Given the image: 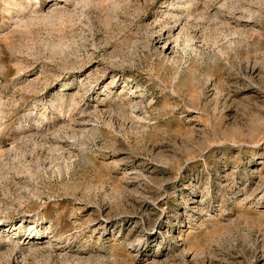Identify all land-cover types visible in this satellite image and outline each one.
<instances>
[{
    "label": "rangeland",
    "instance_id": "1",
    "mask_svg": "<svg viewBox=\"0 0 264 264\" xmlns=\"http://www.w3.org/2000/svg\"><path fill=\"white\" fill-rule=\"evenodd\" d=\"M0 264H264V0H0Z\"/></svg>",
    "mask_w": 264,
    "mask_h": 264
}]
</instances>
